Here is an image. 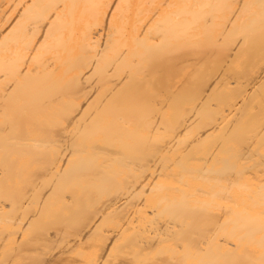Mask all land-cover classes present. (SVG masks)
<instances>
[{
  "label": "bare ground",
  "instance_id": "obj_1",
  "mask_svg": "<svg viewBox=\"0 0 264 264\" xmlns=\"http://www.w3.org/2000/svg\"><path fill=\"white\" fill-rule=\"evenodd\" d=\"M0 264H264V0H0Z\"/></svg>",
  "mask_w": 264,
  "mask_h": 264
}]
</instances>
